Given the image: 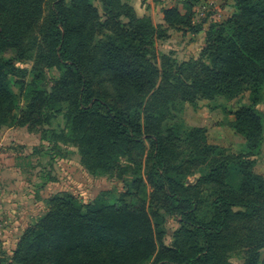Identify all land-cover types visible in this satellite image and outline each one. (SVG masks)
I'll list each match as a JSON object with an SVG mask.
<instances>
[{"label": "trees", "instance_id": "trees-1", "mask_svg": "<svg viewBox=\"0 0 264 264\" xmlns=\"http://www.w3.org/2000/svg\"><path fill=\"white\" fill-rule=\"evenodd\" d=\"M235 4L209 27L200 56L179 61L158 57L154 39L165 34L121 0H0V129L42 131L76 146L90 172L125 181L117 198L52 195L19 239L15 264H236L235 254L264 264V175L254 159L264 142V0ZM163 13L171 27L199 29L189 12ZM245 93L250 104L231 125L248 150L228 152L202 127L169 123L182 105ZM61 114L60 132L46 127ZM206 201L210 217L200 220ZM166 215L180 224L171 245Z\"/></svg>", "mask_w": 264, "mask_h": 264}, {"label": "rangeland", "instance_id": "rangeland-1", "mask_svg": "<svg viewBox=\"0 0 264 264\" xmlns=\"http://www.w3.org/2000/svg\"><path fill=\"white\" fill-rule=\"evenodd\" d=\"M133 8L139 17H148L163 31L154 39L153 48L158 57L172 54L177 60L198 58L206 44V34L212 24L225 21L236 12L235 0H121ZM101 14L103 4L95 1ZM176 7L192 15L194 31L188 27L174 28L164 21V9ZM14 57L13 53L4 55ZM17 66L31 68L28 60L17 61ZM57 69L46 71V80L59 76ZM17 78L13 88L18 92ZM261 100L256 105L264 114V85ZM250 104L249 93L233 99L216 96L202 98L197 105H182L169 123H184L188 127L205 129L207 140L228 152L248 150L246 138L231 125L235 111ZM49 129L60 132L65 127L63 115L53 119ZM260 154L254 159L256 171L264 175V142ZM201 175V170L187 178L192 182ZM130 178V177H128ZM110 191L119 197L125 191L124 179L97 172H90L82 163L76 146L59 141L54 144L44 138L42 131H31L25 126H5L0 129V264H15L13 254L25 229L48 211L49 198L59 192H70L87 203L101 192ZM208 201L202 203L197 216L200 220L210 217ZM180 224L177 217L166 215L164 242L171 245ZM264 257V251L262 252ZM232 261L242 264L241 255H233ZM146 264H150L147 262Z\"/></svg>", "mask_w": 264, "mask_h": 264}]
</instances>
